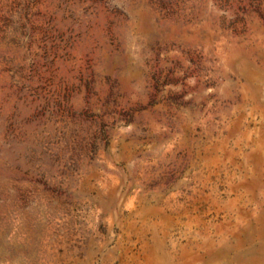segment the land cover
I'll return each instance as SVG.
<instances>
[{
	"label": "rangeland",
	"instance_id": "1",
	"mask_svg": "<svg viewBox=\"0 0 264 264\" xmlns=\"http://www.w3.org/2000/svg\"><path fill=\"white\" fill-rule=\"evenodd\" d=\"M0 264H264V0H0Z\"/></svg>",
	"mask_w": 264,
	"mask_h": 264
}]
</instances>
